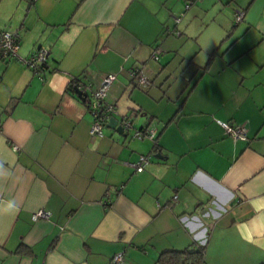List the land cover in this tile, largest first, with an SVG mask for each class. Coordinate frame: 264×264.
Here are the masks:
<instances>
[{
	"label": "crops",
	"instance_id": "crops-1",
	"mask_svg": "<svg viewBox=\"0 0 264 264\" xmlns=\"http://www.w3.org/2000/svg\"><path fill=\"white\" fill-rule=\"evenodd\" d=\"M204 2L0 0L19 55L49 50L43 77L0 63V264H112L120 251L119 264H161V252L197 244L205 264L264 263V0L215 14V46L199 61L195 34L178 27L184 5ZM226 33L238 36L224 47ZM141 67L145 87L128 72ZM110 72L118 124L154 127L156 144L128 129L89 135L88 99L72 88ZM217 120L244 124L247 139ZM140 154L151 161L135 172ZM38 208L49 218L32 220Z\"/></svg>",
	"mask_w": 264,
	"mask_h": 264
},
{
	"label": "built area",
	"instance_id": "built-area-1",
	"mask_svg": "<svg viewBox=\"0 0 264 264\" xmlns=\"http://www.w3.org/2000/svg\"><path fill=\"white\" fill-rule=\"evenodd\" d=\"M188 5V4H187ZM243 10L236 9L234 12V18L236 21H240L243 19ZM174 21L176 23L180 22V17H175ZM173 33L176 35H180L177 29L173 30ZM20 35L18 29H1L0 28V63H7L11 60H19L24 66L32 71L34 75L38 77H43V75L48 71V56L49 50L46 47L39 46L33 52H31L26 57H21L17 51H19L20 46ZM161 54V49L156 47L152 54V59H159ZM130 77L135 79L139 86L145 87L151 84L150 78L144 73L143 68L131 69L128 71ZM117 78V74L110 72L106 73L99 85L95 88H92L90 83L85 84H77V88L85 91L89 90L85 99L87 100V107L89 113L92 117L90 127H89V135L92 138L99 139L103 137L105 125L108 122L109 118L112 117L117 110L113 103L107 101V94L110 86L114 83ZM86 92V91H85ZM124 129H128L132 131V136L137 139H142L144 137L152 140L156 144L157 133L156 129L152 126L136 128L133 127L130 119L125 117L123 121ZM217 122L222 126V128L228 133L233 141H237L239 139L246 140L248 129L244 124H233L228 121L217 120ZM13 149L18 150L17 146H14ZM151 161V154H140L138 158L134 162L127 163L130 167H132L135 172H142L146 165ZM105 203H109V201H105ZM50 216V211L44 208H38L37 210L32 212V220L38 219H48ZM124 253L123 251L117 252L113 255L112 264H119L123 260Z\"/></svg>",
	"mask_w": 264,
	"mask_h": 264
},
{
	"label": "rangeland",
	"instance_id": "rangeland-1",
	"mask_svg": "<svg viewBox=\"0 0 264 264\" xmlns=\"http://www.w3.org/2000/svg\"><path fill=\"white\" fill-rule=\"evenodd\" d=\"M196 2H202V0H196ZM196 2L192 3L189 7L195 5ZM236 2H238V0H205L203 4H199L197 9L193 11L190 8H185V5L183 6V14H181V21L183 22L178 27V29H180V31L183 33L182 38H189V36H193V34H195V40H192L194 38L192 37L190 43L191 45L192 43L196 45L195 50L198 51V60H202V58L205 56V49L215 46L211 44L214 42V33L218 30V27H216V21L212 19L213 16L215 14H222L224 12L226 13L227 7L231 6L233 8L234 5L237 4ZM187 25H189L188 31H185ZM227 34L228 33L221 37V42L219 41V43L223 44L224 47H227L231 44V42H234L238 36L236 34L235 36H231V34L228 36ZM217 35L220 36V33ZM218 45H216V47ZM207 57L209 56L207 55Z\"/></svg>",
	"mask_w": 264,
	"mask_h": 264
},
{
	"label": "trees",
	"instance_id": "trees-1",
	"mask_svg": "<svg viewBox=\"0 0 264 264\" xmlns=\"http://www.w3.org/2000/svg\"><path fill=\"white\" fill-rule=\"evenodd\" d=\"M185 1L188 5L196 2V0ZM208 65L209 61L204 65V67H202V71L206 70ZM77 86H73L72 89L75 90ZM83 99L86 101L85 98ZM158 256V262L161 264H205L204 246L201 244H197L194 249L183 248L182 250H166L161 252Z\"/></svg>",
	"mask_w": 264,
	"mask_h": 264
},
{
	"label": "water",
	"instance_id": "water-1",
	"mask_svg": "<svg viewBox=\"0 0 264 264\" xmlns=\"http://www.w3.org/2000/svg\"><path fill=\"white\" fill-rule=\"evenodd\" d=\"M75 90H76V93L78 94V96L81 97L80 99L86 98L87 93L85 91H82V90H80L78 88H76ZM105 127L115 128V130H117L119 133H123L124 132L123 125L122 124H118L117 119L114 116L109 118V120L106 123ZM155 157L161 158V156L159 154L156 155Z\"/></svg>",
	"mask_w": 264,
	"mask_h": 264
},
{
	"label": "clouds",
	"instance_id": "clouds-1",
	"mask_svg": "<svg viewBox=\"0 0 264 264\" xmlns=\"http://www.w3.org/2000/svg\"><path fill=\"white\" fill-rule=\"evenodd\" d=\"M16 208L15 202L14 201H7L5 202V206L2 210L4 211H11Z\"/></svg>",
	"mask_w": 264,
	"mask_h": 264
}]
</instances>
